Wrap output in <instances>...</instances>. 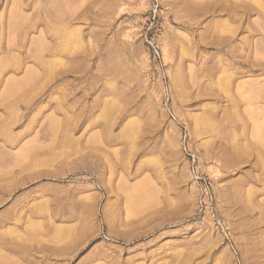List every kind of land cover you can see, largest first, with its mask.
<instances>
[{"label": "rangeland", "instance_id": "rangeland-1", "mask_svg": "<svg viewBox=\"0 0 264 264\" xmlns=\"http://www.w3.org/2000/svg\"><path fill=\"white\" fill-rule=\"evenodd\" d=\"M0 264H264V0H0Z\"/></svg>", "mask_w": 264, "mask_h": 264}, {"label": "built area", "instance_id": "built-area-1", "mask_svg": "<svg viewBox=\"0 0 264 264\" xmlns=\"http://www.w3.org/2000/svg\"><path fill=\"white\" fill-rule=\"evenodd\" d=\"M148 42L150 44V58L154 60L158 59L160 53L155 40L151 38L150 40H148ZM168 101L169 98H166V104L168 103ZM181 127L182 150L189 163V170L192 175V180L197 189V215L209 219L212 225L218 230L224 229V223L219 214L212 192L211 182L209 178L204 175L199 169V157L192 147L187 128L184 125H181Z\"/></svg>", "mask_w": 264, "mask_h": 264}, {"label": "bare ground", "instance_id": "bare-ground-1", "mask_svg": "<svg viewBox=\"0 0 264 264\" xmlns=\"http://www.w3.org/2000/svg\"><path fill=\"white\" fill-rule=\"evenodd\" d=\"M5 22V21H4ZM6 63L7 62H4V64H3V66L5 65V67H6ZM5 67H3V68H5ZM2 70V69H1ZM4 70V69H3ZM16 82V81H15ZM18 82V81H17ZM12 83H14L13 81H12ZM15 84V83H14ZM21 84V83H20ZM20 84H18V85H20ZM13 84H11V86H12ZM16 87V86H15ZM8 92H9V90H8ZM5 94H7L6 92H5ZM10 95V94H9ZM3 98V97H2ZM8 138V137H7ZM8 139H10V138H8Z\"/></svg>", "mask_w": 264, "mask_h": 264}]
</instances>
